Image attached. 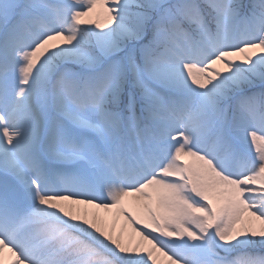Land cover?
<instances>
[{
    "label": "snow or ice",
    "instance_id": "6c2138e0",
    "mask_svg": "<svg viewBox=\"0 0 264 264\" xmlns=\"http://www.w3.org/2000/svg\"><path fill=\"white\" fill-rule=\"evenodd\" d=\"M0 264H264V0H0Z\"/></svg>",
    "mask_w": 264,
    "mask_h": 264
}]
</instances>
